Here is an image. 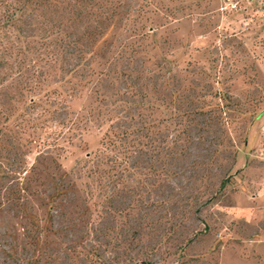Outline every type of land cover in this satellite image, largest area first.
<instances>
[{
	"label": "rangeland",
	"instance_id": "obj_1",
	"mask_svg": "<svg viewBox=\"0 0 264 264\" xmlns=\"http://www.w3.org/2000/svg\"><path fill=\"white\" fill-rule=\"evenodd\" d=\"M0 264H264V0H0Z\"/></svg>",
	"mask_w": 264,
	"mask_h": 264
}]
</instances>
